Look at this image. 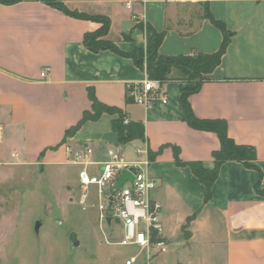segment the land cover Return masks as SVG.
Returning <instances> with one entry per match:
<instances>
[{"label": "crops", "instance_id": "crops-1", "mask_svg": "<svg viewBox=\"0 0 264 264\" xmlns=\"http://www.w3.org/2000/svg\"><path fill=\"white\" fill-rule=\"evenodd\" d=\"M57 1L71 11L106 17L109 29L100 39L125 54L145 48V30L138 26L166 30L158 49L162 56L219 49L223 36L204 18L207 7L230 39L219 65L187 101L196 118L225 122L235 144L252 147L255 160L249 164L257 169L223 163L205 201L204 186L189 168L175 166L171 148L179 149L182 161L209 168L211 153L219 148L215 133L195 130L183 119L178 95L193 83L165 82L168 102L145 109L126 91L128 83L147 77L145 71L129 57L93 52L83 43L100 22L71 17L39 0H21L0 3V173L12 166H73L66 162L67 144L89 143L95 160L114 146L129 162L138 158L134 149L146 150L142 160H149V151L156 153L145 170L159 180L151 196L161 205L167 253L184 250L197 264H264V0ZM44 67L50 72L42 78ZM91 96L121 109L126 121L142 124L144 140L118 144L111 130L117 116L108 113L65 136L91 110ZM129 145L132 155L123 152ZM160 256L154 264H160ZM142 263L138 257L135 264Z\"/></svg>", "mask_w": 264, "mask_h": 264}, {"label": "rangeland", "instance_id": "rangeland-1", "mask_svg": "<svg viewBox=\"0 0 264 264\" xmlns=\"http://www.w3.org/2000/svg\"><path fill=\"white\" fill-rule=\"evenodd\" d=\"M132 146L123 152L131 154ZM8 169L0 173V264H124L136 254L134 247L106 244L104 234L115 242L120 227L113 224L103 233L96 211L78 204L76 167ZM72 232L78 240L75 247L69 240ZM190 257L182 250L163 254L158 261L197 264Z\"/></svg>", "mask_w": 264, "mask_h": 264}, {"label": "built area", "instance_id": "built-area-1", "mask_svg": "<svg viewBox=\"0 0 264 264\" xmlns=\"http://www.w3.org/2000/svg\"><path fill=\"white\" fill-rule=\"evenodd\" d=\"M127 7L130 8L129 3ZM49 72L50 68L44 67L40 75L44 78ZM163 84L146 77L139 83H128L127 96L145 109H149L155 101L166 104L168 98ZM64 151L66 162L77 169L78 204L83 209L88 207L96 211L98 227L103 233L113 224L121 227L120 238L109 242L104 234L105 243L137 250V255L129 257L125 264H135L138 257H142V264H154L157 255L168 252L161 205L151 196L159 180L146 172L149 160L139 158L146 156V150L134 149L138 157L134 162L127 161L118 146L108 147L102 160L94 159V148L89 143L78 146L67 144ZM124 172L130 173L132 180H126L116 188Z\"/></svg>", "mask_w": 264, "mask_h": 264}, {"label": "trees", "instance_id": "trees-1", "mask_svg": "<svg viewBox=\"0 0 264 264\" xmlns=\"http://www.w3.org/2000/svg\"><path fill=\"white\" fill-rule=\"evenodd\" d=\"M19 1L21 0H0V3L13 4ZM39 1L71 17L100 22L101 27L94 32L86 33L83 39L85 46L93 52L110 50L118 55L129 57L139 69L145 71L149 79L159 80L163 83L171 80L193 83L192 88L184 87L178 95V102L183 111V119L195 130L215 133L219 140V148L211 153L213 159L211 168L205 167L201 162H184L179 157V149L173 146L171 148L175 166L189 168L191 173L204 186L205 201H208L211 197L212 185L217 178L219 167L223 163L227 161H238L249 168L257 169V167L249 164L250 161L255 160V150L252 147L235 144L227 136L225 122L221 120H201L196 118L187 101L188 96L196 92L201 84L207 80L208 75L219 65L230 39V33L225 25L216 20L207 7L204 10V18L216 27L223 36L219 49L212 54L162 56L158 53V49L166 35V30L158 32L150 25H146L145 48H136L131 54H125L119 51L112 42L100 39L106 35L109 29V20L106 17L89 16L71 11L57 0ZM138 28H142V25L138 26ZM124 38H127V36H124ZM91 98V110L84 111L79 122L75 126L67 129L65 136L76 132L86 121H95L103 113H108L117 116L116 119L111 121V130L116 134L118 144L124 145L133 140H144V128L142 124L126 121V116L121 109L98 102L93 96ZM155 155L156 153L149 151L148 159L153 160Z\"/></svg>", "mask_w": 264, "mask_h": 264}, {"label": "water", "instance_id": "water-1", "mask_svg": "<svg viewBox=\"0 0 264 264\" xmlns=\"http://www.w3.org/2000/svg\"><path fill=\"white\" fill-rule=\"evenodd\" d=\"M126 180H132V176H131V174L130 173H128V172H124L121 176H120V178L118 179V181H117V184H116V188H119ZM116 222H118V221H116ZM108 223H109V219H108ZM39 225H40V223H36V225H35V233H37L38 232V229H39ZM69 240H70V242H71V244L75 247V246H78V240H77V237H76V235H75V233L74 232H72L70 235H69Z\"/></svg>", "mask_w": 264, "mask_h": 264}]
</instances>
